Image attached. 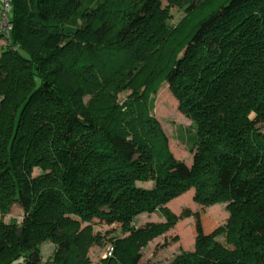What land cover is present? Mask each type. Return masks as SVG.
<instances>
[{
    "label": "trees",
    "instance_id": "obj_1",
    "mask_svg": "<svg viewBox=\"0 0 264 264\" xmlns=\"http://www.w3.org/2000/svg\"><path fill=\"white\" fill-rule=\"evenodd\" d=\"M163 2L186 6L187 16L197 6L10 0L0 48V215L18 205L23 218L0 220V264H42L44 241L55 247L47 264H89L104 240L112 252L101 264H152L140 262V246L175 224L165 204L190 188L202 207L227 203L229 216L206 231L196 214L195 250L171 264H264V0H228L182 38L183 21L166 27ZM164 82L195 126L189 166L148 111ZM156 211L165 223L130 227ZM95 220L129 234L108 238Z\"/></svg>",
    "mask_w": 264,
    "mask_h": 264
},
{
    "label": "rangeland",
    "instance_id": "obj_2",
    "mask_svg": "<svg viewBox=\"0 0 264 264\" xmlns=\"http://www.w3.org/2000/svg\"><path fill=\"white\" fill-rule=\"evenodd\" d=\"M228 0H197L194 12L187 16L186 6H171L167 8L163 2V9L168 10L165 25L168 29L180 25L181 38L186 36L198 21L211 10L216 9ZM199 2V6H198ZM1 4V1H0ZM4 37L0 38V48L4 46ZM131 90H126L118 95V101L121 103L130 94ZM177 101L168 89L167 83L161 86L150 96L148 111L160 124L163 132L168 139V147L173 156L183 161L186 165L192 162L191 148H193L190 138L195 135V126L184 117L178 110ZM264 133V128L260 127ZM191 136V137H190ZM40 173L39 169H34L32 176ZM151 183L140 184L145 188H150ZM194 189L190 188L178 197L165 204V207L177 218L175 224L168 226L160 234H154L145 238L144 244L140 246L141 263L152 264H171L173 261L185 253H193L196 244L195 234V215L199 214L201 223L206 231L222 226L228 219L227 203H215L208 207H202L201 204L194 201ZM186 213L188 215H186ZM23 211L18 205H13L10 211L1 217L4 224L13 223L17 226L21 224ZM93 229L102 235L109 237H123L129 233H123L120 225L101 224L97 220L93 221ZM165 223V218L160 212L141 213L134 217L130 223L133 231L143 229L147 225H158ZM217 241L223 243V235L216 237ZM54 245L50 241H44L40 245L42 264H47L54 251ZM112 249L110 243L106 240L99 245H94L88 252L89 264H101V260L108 256V251Z\"/></svg>",
    "mask_w": 264,
    "mask_h": 264
},
{
    "label": "built area",
    "instance_id": "obj_3",
    "mask_svg": "<svg viewBox=\"0 0 264 264\" xmlns=\"http://www.w3.org/2000/svg\"><path fill=\"white\" fill-rule=\"evenodd\" d=\"M0 34L4 38H8L9 31L11 29L9 21V12H10V0H0ZM112 249L108 251V256H111Z\"/></svg>",
    "mask_w": 264,
    "mask_h": 264
}]
</instances>
